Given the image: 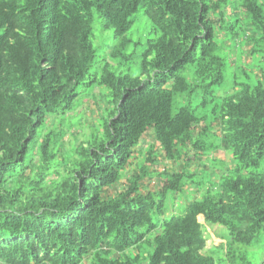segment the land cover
Instances as JSON below:
<instances>
[{
	"label": "trees",
	"instance_id": "obj_1",
	"mask_svg": "<svg viewBox=\"0 0 264 264\" xmlns=\"http://www.w3.org/2000/svg\"><path fill=\"white\" fill-rule=\"evenodd\" d=\"M140 21L137 72H92L95 34L128 65ZM0 264H264V0H0Z\"/></svg>",
	"mask_w": 264,
	"mask_h": 264
},
{
	"label": "rangeland",
	"instance_id": "obj_2",
	"mask_svg": "<svg viewBox=\"0 0 264 264\" xmlns=\"http://www.w3.org/2000/svg\"><path fill=\"white\" fill-rule=\"evenodd\" d=\"M142 33H143L142 32V21H140V22H137L127 34L128 38L131 39L130 46L127 49V54H131V57L129 59V64L128 65L121 64L119 66L117 64V59H111V57L109 56L110 49L113 47V45H111L112 33L110 31L96 33L95 34L96 39H93V46H94V49L96 50L95 54L97 56L96 60H98V63L95 64V67H92L91 71L94 73L97 72L99 75L100 69L104 65L108 64V66L111 67V69L116 70L117 72L121 70H125V71L130 70L131 73L135 74L137 72V67L140 61L138 56L141 53L140 46L135 45V42H142ZM185 76L189 77V73L186 72ZM230 83H231V76L226 75L225 83L222 84L221 87H216L212 93L213 94L212 97L214 98V101L211 102L212 104L218 103L220 98H222L224 95H226L229 92ZM103 92H104V89L99 88L98 86L93 87L91 89L89 88L82 89L79 99L76 102L74 111L69 113L70 119L65 118L63 121V125L70 129V131L68 132L63 142L64 150L69 149L70 144H73L74 142L72 133L75 132L76 136L78 137L77 143H80L84 139L85 135L89 136L91 126L95 127L91 129V133H95V129H98V128L101 129V126L103 124V118L106 117V111H104L103 108L105 107V105L107 106V101H105L107 97L104 98L105 96L104 97L102 96ZM194 98H196V96ZM194 98H192L191 104H194L198 100L202 99V97H199L196 101ZM183 103H185L183 98L179 96L176 97L173 102V109H177V107L182 105ZM196 114L200 115V113L198 112ZM151 142H152L151 138H146V141L143 142L140 146L141 151L145 150L147 148V145L151 144ZM217 156H218L219 161L221 159L226 160V161L230 160V157L228 155H225L222 151L218 152ZM209 163L210 165L211 164L215 165L212 162H209ZM224 164L225 163L222 161L220 162V164L217 163L216 165L218 167H221ZM165 165L169 166V163L164 162V166ZM204 172L206 173V171ZM203 174L198 176V180H200L201 176L202 177L204 176ZM205 180H206L205 178L202 179L203 182H205ZM149 182L155 183V180H151V181L149 180ZM184 196L187 198H192L194 196V194H192V189L187 191V193L184 194ZM180 200L185 201V199L183 200L181 196L177 197L174 203L175 205L174 208L177 207L176 214H179L180 212L179 211ZM168 206H170V202H168ZM169 216H170V213H167L166 218H169ZM199 219L201 222L203 221L202 217H200ZM203 229L205 230L206 227H203ZM208 233L210 237L207 242V248L209 249L211 246L219 247V245L222 244V242L220 241L219 238L216 237V235L219 237H226L227 229L221 226H217L214 228L208 227Z\"/></svg>",
	"mask_w": 264,
	"mask_h": 264
}]
</instances>
